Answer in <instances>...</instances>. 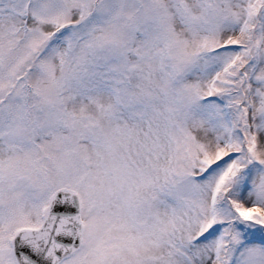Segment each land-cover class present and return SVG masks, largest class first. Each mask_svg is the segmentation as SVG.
Returning a JSON list of instances; mask_svg holds the SVG:
<instances>
[{
  "label": "snow or ice",
  "instance_id": "6c2138e0",
  "mask_svg": "<svg viewBox=\"0 0 264 264\" xmlns=\"http://www.w3.org/2000/svg\"><path fill=\"white\" fill-rule=\"evenodd\" d=\"M0 264H264V0H0Z\"/></svg>",
  "mask_w": 264,
  "mask_h": 264
}]
</instances>
